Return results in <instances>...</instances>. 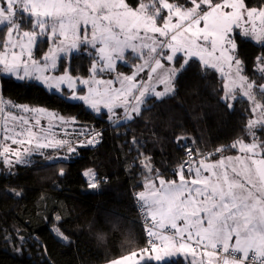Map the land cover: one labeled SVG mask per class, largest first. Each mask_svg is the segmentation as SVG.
<instances>
[{"label": "snow or ice", "instance_id": "obj_1", "mask_svg": "<svg viewBox=\"0 0 264 264\" xmlns=\"http://www.w3.org/2000/svg\"><path fill=\"white\" fill-rule=\"evenodd\" d=\"M0 26L6 28L0 47L19 49L0 52V73L34 79L60 94L66 88L70 96L65 98L82 101L97 113L102 106L110 120L121 119L117 109L132 120L148 97L170 95L193 58L225 77L222 99L229 109L239 89L251 102L252 113L245 127L249 141L230 146L239 155L223 156L224 149L217 148L221 158L210 162L203 152L187 148V159L172 173L178 181L166 180L145 155L143 187L148 193L140 191L136 199L151 220L145 228L149 246L110 264H168L177 254L190 256V264H264V100L257 99L255 82L244 75L234 36L240 29L236 35L264 46V0H256L255 6L251 0H0ZM41 36L51 47L37 60L33 47ZM81 49L94 54L89 78L73 77L70 71L48 74L61 54ZM129 57L141 63L130 64ZM118 63L134 70L125 75L117 71ZM253 70L264 79V53L255 58ZM101 73L114 75L97 78ZM78 84L86 86L85 94H77ZM258 89L264 96V85ZM42 117L68 123L46 109L0 96L3 138L18 146L0 145L5 164H27L26 156L42 149L67 145L68 152L76 151L68 140L53 137L50 127H41ZM101 135L95 133L87 144L98 143ZM130 142L137 143L134 137ZM84 175L96 189V174L89 170ZM54 231L68 242L59 227Z\"/></svg>", "mask_w": 264, "mask_h": 264}, {"label": "trees", "instance_id": "obj_2", "mask_svg": "<svg viewBox=\"0 0 264 264\" xmlns=\"http://www.w3.org/2000/svg\"><path fill=\"white\" fill-rule=\"evenodd\" d=\"M251 2L255 6L256 0ZM3 39L6 28L1 27ZM48 44L46 38L38 42V58L46 53ZM237 45L245 64L244 75L255 82L257 99L264 100L258 89L264 79L253 70L264 46L240 35ZM85 51L63 57L57 72L68 70L75 77L90 76L94 54ZM224 83L218 71L205 69L193 58L176 79L174 92L162 100L148 97L139 116L113 122L106 113L98 115L84 103L65 98L70 96L66 88L60 94L36 80L21 81L0 74L3 99L54 110L74 119L77 131L102 134L97 145L72 144L74 153L67 148L46 149L27 155V164L9 166L1 162L0 264H105L148 247L146 215L136 199V194L146 189L144 156L166 180H178L172 173L187 148L216 160L221 157L217 148L224 149V156L237 152L230 147L237 140L249 141L245 127L252 118L251 102L238 97L231 109L226 107L222 99ZM86 135L75 138L82 140ZM260 135L264 137V133ZM133 137L137 143L130 142ZM89 170L96 174V189L89 187V178L84 175ZM57 227L68 242L57 237ZM168 264L190 262L178 256Z\"/></svg>", "mask_w": 264, "mask_h": 264}, {"label": "rangeland", "instance_id": "obj_3", "mask_svg": "<svg viewBox=\"0 0 264 264\" xmlns=\"http://www.w3.org/2000/svg\"><path fill=\"white\" fill-rule=\"evenodd\" d=\"M1 27H3V26H0V28ZM240 31V29H236V30H234V36H235V40H236V43H237V36L238 35H236L235 33H238ZM43 38H45V37H43V36H41V37H38V40H37V43H36V45L33 47V56H34V58L35 59H37V60H40L41 58H38L36 55V47H37V45H38V42L41 40V39H43ZM12 39L13 40H15L16 39V36L14 35L13 37H12ZM246 39H250V40H252L251 38H246ZM254 41V40H253ZM255 43H257L256 41H254ZM258 44V43H257ZM48 47L50 48L51 47V42L49 41V44H48ZM49 48H48V50H49ZM48 50L46 51V52H48ZM4 51H7L8 53H10L11 51H19V49L17 48V49H11V48H9V49H7V50H5V49H3L2 51H0V52H4ZM79 51H81V50H79ZM79 51H73V52H71V53H68V54H61V56H62V58L63 57H67V58H69L73 53H76V52H79ZM45 54V53H44ZM180 55H183L182 53L180 54ZM61 58V59H62ZM22 59H26V55H25V57H22ZM61 59H58L57 60V67H56V69L55 70H53V71H50L48 74H56V75H59V74H63L64 72H61V73H58L57 71H58V68H59V64H60V60ZM129 59V63L130 64H139V63H141V61L140 60H133V59H131V57H129L128 58ZM198 59V58H197ZM119 65H124L123 63H118V65H117V71H119V72H121V73H123V74H125V75H130L131 74V72L134 70L133 68H130V67H126L125 65V67L126 68H121V67H119ZM166 67L168 66L167 64L165 65ZM0 67H2V66H0ZM66 71H68V70H66ZM220 73V72H219ZM0 74H3V73H0ZM7 75H10V74H7ZM112 75H114V74H112ZM112 75H110V74H108V73H101V74H99V76L97 77V78H102V79H110V78H112ZM142 75V78H144L145 80H146V75L145 74H141ZM220 75H221V73H220ZM73 76V75H72ZM222 76V75H221ZM15 77V76H14ZM73 77H75V76H73ZM223 77V76H222ZM16 78V77H15ZM79 78H84V77H79ZM85 78H89V76L88 77H85ZM224 79H225V77H223ZM17 79V78H16ZM19 80V79H18ZM32 80H34V79H32ZM39 82V81H38ZM40 83V82H39ZM41 84V83H40ZM45 87V86H44ZM99 87H103L102 85L101 86H99ZM114 87H119V85L118 84H115L114 85ZM157 87V90H162L163 89V85H157L156 86ZM47 88V87H46ZM48 89V88H47ZM81 89H83L84 91H81ZM49 90H51V91H55L54 89H49ZM64 90V89H63ZM253 91H254V89H253ZM56 92V91H55ZM86 93V86H84V85H79L78 84V87H77V94L79 95V94H85ZM238 97H244L241 93H240V91H239V89H237V92H236V98H238ZM244 98H246V97H244ZM70 99V98H69ZM4 100L5 101H11V102H13L12 100H10V99H7V98H4ZM72 102H81V103H83L82 101H78V100H73V99H70ZM16 104V103H15ZM19 105V104H18ZM87 106V105H86ZM30 108H43V109H46L47 111H49V112H53V113H55L56 115H57V117H61V115L60 114H58L56 111H54V110H50V109H47V108H44V107H37V106H34V107H31V106H29ZM90 110H92L89 106H87ZM143 107V105L141 106V108ZM7 111H8V108H7V106H6V110H5V113H4V115L6 116V114H7ZM94 111V110H93ZM95 112V111H94ZM116 112H117V115L119 116V117H121V119L118 121V120H116V118L114 117L113 119H109L108 118V115H107V119L108 120H110V121H113V122H121V121H123V120H126L125 118H123L124 117V112H123V110L122 109H117L116 110ZM97 113V112H96ZM102 113H106L107 114V110L106 109H104L102 106H101V111L99 112V113H97L98 115H102ZM22 115H30V114H24V113H21ZM63 117V116H62ZM64 118V120L65 121H68V123H64V122H62V121H60L59 119H54V120H52V121H49L48 119H47V117H42L41 118V127H44V128H51V132H52V136L53 137H55V138H62V139H65V140H68L69 142H70V144L72 145V144H76V145H88L87 144V140L88 139H90V137L92 136V135H95V133H100V132H94L93 134H90V135H86L85 134V132H79V131H77L78 129H77V127L75 126V120L74 119H71V118H68V117H63ZM32 123H34V119L31 121ZM3 123H4V121H3V119H0V125H3ZM84 136V135H86L82 140H76V138H75V136ZM5 136V131H4V129L2 128V127H0V145H3V146H8V147H10V148H13V149H15V148H17L18 146L16 145V146H14V144H11V141L10 140H6V139H4L3 137ZM50 138H52V137H50ZM101 138V136L100 137H98V140ZM80 142H82V143H80ZM100 142V141H99ZM98 142V143H99ZM98 143H94L93 145H97ZM93 145H91V146H93ZM25 146H27V147H34V144L33 145H25ZM64 148H67V145L66 146H64V147H62V148H58V149H64ZM48 149H51V150H54V149H56V148H48ZM46 149H42V150H39L40 151V153H43L44 151H45ZM55 155V154H54ZM27 158H30V156L28 157H26V159ZM4 159H5V157L4 156H0V164H1V162L2 163H4ZM12 159H13V161L15 160V158L14 157H12ZM5 164V163H4ZM7 165V164H6ZM13 165H16L15 163L13 164ZM89 178V177H88ZM178 181V180H177ZM145 192H146V195H147V193H148V190L147 189H145L144 190ZM145 221H146V225L148 226V225H150L151 224V220H150V218H148L147 216H145ZM179 255H181V254H177V255H175L176 257H178ZM127 256V255H126ZM172 258V257H171ZM171 258H169V259H171ZM175 258V257H174ZM168 259V260H169ZM116 260V259H115ZM141 263V262H140ZM105 264H110V262H107V263H105Z\"/></svg>", "mask_w": 264, "mask_h": 264}, {"label": "crops", "instance_id": "obj_4", "mask_svg": "<svg viewBox=\"0 0 264 264\" xmlns=\"http://www.w3.org/2000/svg\"><path fill=\"white\" fill-rule=\"evenodd\" d=\"M237 155H239V152L237 151V152H235V153H233V154H228V155H224V156H237ZM221 158V157H220ZM220 158H218V159H220ZM218 159H216V160H218ZM216 160H209L210 162H215ZM179 256H183V257H185L186 259H188L189 260V262L191 261V257L190 256H186V255H184V254H181V255H179ZM174 257H176V256H173L172 258H174ZM197 259H199V257H197Z\"/></svg>", "mask_w": 264, "mask_h": 264}, {"label": "built area", "instance_id": "obj_5", "mask_svg": "<svg viewBox=\"0 0 264 264\" xmlns=\"http://www.w3.org/2000/svg\"><path fill=\"white\" fill-rule=\"evenodd\" d=\"M92 136H94V135H92ZM92 136L90 137V138H92ZM101 139V138H100ZM100 139H99V141H100ZM187 159V157L185 156L184 158H183V160H186ZM182 160V161H183ZM144 222L146 223V221H145V219H144Z\"/></svg>", "mask_w": 264, "mask_h": 264}]
</instances>
